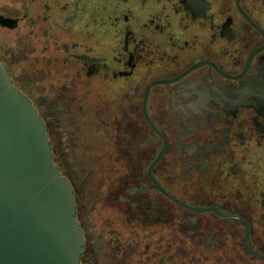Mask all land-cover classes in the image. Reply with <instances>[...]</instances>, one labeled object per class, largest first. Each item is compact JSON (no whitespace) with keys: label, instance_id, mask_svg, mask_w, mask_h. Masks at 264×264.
<instances>
[{"label":"flooded vegetation","instance_id":"obj_1","mask_svg":"<svg viewBox=\"0 0 264 264\" xmlns=\"http://www.w3.org/2000/svg\"><path fill=\"white\" fill-rule=\"evenodd\" d=\"M0 62L74 188L82 263L264 264V0H0Z\"/></svg>","mask_w":264,"mask_h":264},{"label":"water","instance_id":"obj_2","mask_svg":"<svg viewBox=\"0 0 264 264\" xmlns=\"http://www.w3.org/2000/svg\"><path fill=\"white\" fill-rule=\"evenodd\" d=\"M76 212L44 119L0 62V264H84Z\"/></svg>","mask_w":264,"mask_h":264},{"label":"rangeland","instance_id":"obj_3","mask_svg":"<svg viewBox=\"0 0 264 264\" xmlns=\"http://www.w3.org/2000/svg\"><path fill=\"white\" fill-rule=\"evenodd\" d=\"M29 79H31V73L30 71L27 69L25 74H24V83H22L25 87V90L27 93H31V91L29 90V87L27 85V83L25 84V82H28ZM55 92H61V91H55ZM51 93L49 96L52 101V103L49 104V100L46 102L45 99H41L40 96H36V100L37 102H39V104H43L41 106V111L46 115V116H51L53 121L51 123L54 124V128H55V133L57 134L56 139H55V147L58 150L57 152V157L56 160L61 164V145H62V137L61 133L63 130V127H65L66 123L65 120L66 119V115L64 112V108H63V104H62V100L60 98V94L61 93ZM45 94V93H42ZM45 98L48 99L47 95H44ZM62 97H63V92H62Z\"/></svg>","mask_w":264,"mask_h":264}]
</instances>
